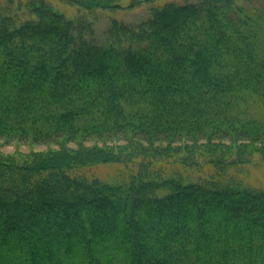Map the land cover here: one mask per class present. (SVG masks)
Segmentation results:
<instances>
[{"label":"trees","instance_id":"trees-1","mask_svg":"<svg viewBox=\"0 0 264 264\" xmlns=\"http://www.w3.org/2000/svg\"><path fill=\"white\" fill-rule=\"evenodd\" d=\"M6 1L0 141L17 151L0 147V264H264V186L244 178L264 160L253 0L109 16L102 41L98 15L126 0ZM115 163L116 178L92 171Z\"/></svg>","mask_w":264,"mask_h":264},{"label":"rangeland","instance_id":"rangeland-1","mask_svg":"<svg viewBox=\"0 0 264 264\" xmlns=\"http://www.w3.org/2000/svg\"><path fill=\"white\" fill-rule=\"evenodd\" d=\"M23 1L25 0H15V1L13 0V7H12L13 10L17 9L18 2H23ZM130 1L131 0L124 1L122 3L123 8L114 13H101L98 15L99 20L97 21L95 25V30L93 33L94 38H96L99 41L104 40L103 34H104L106 27L108 26L109 16L115 17L118 20L128 22V23H139L149 18V16L151 15V9L154 6H160L164 4L165 2H170V1L171 2L173 1L176 3H183L186 0H162V1H157L154 3H142L133 8H129L128 5L131 3ZM190 1H194V0H190ZM0 2H2L5 5V3H7L8 1L0 0ZM50 3L71 19H74L75 17H77V15H79L76 7L63 4V3H59L57 1H50ZM246 6L249 12L251 13L261 12L264 14V0H253L250 3H247ZM25 18L26 17L24 18L22 17V20H25ZM0 147L3 153L8 154V155H12L17 151V148L14 145L1 144V141H0ZM44 149L45 147L35 148V150H38V151H41ZM20 151L23 153L24 152L26 153L28 152V148L25 146L21 147ZM133 165H135V163ZM123 168H126V167L122 164L115 163V164H109L105 166H102V165L96 166L92 169V171H94L96 175H99L102 178L111 179V178H116L118 171ZM245 171L246 173L244 174H246V176L244 175V178L246 177V180H245L246 182L252 185L264 186V160L260 159L259 157H255L250 163V165L246 166ZM241 178H243L242 175H241Z\"/></svg>","mask_w":264,"mask_h":264}]
</instances>
